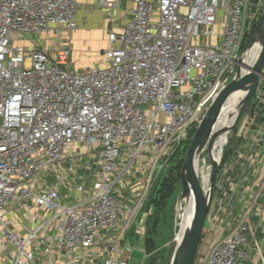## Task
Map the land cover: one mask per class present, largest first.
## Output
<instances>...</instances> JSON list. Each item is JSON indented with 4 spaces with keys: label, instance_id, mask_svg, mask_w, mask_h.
<instances>
[{
    "label": "built area",
    "instance_id": "1",
    "mask_svg": "<svg viewBox=\"0 0 264 264\" xmlns=\"http://www.w3.org/2000/svg\"><path fill=\"white\" fill-rule=\"evenodd\" d=\"M122 2L133 8L99 66L75 70L71 48L44 37L81 28L79 0H0V264H128L125 238L110 236L136 212L114 194L119 159L149 153L165 169L234 78L250 0H99ZM84 155L98 159L94 180L74 187L64 173ZM63 189L85 198L64 204ZM248 247L239 222L204 264H240Z\"/></svg>",
    "mask_w": 264,
    "mask_h": 264
},
{
    "label": "crops",
    "instance_id": "2",
    "mask_svg": "<svg viewBox=\"0 0 264 264\" xmlns=\"http://www.w3.org/2000/svg\"><path fill=\"white\" fill-rule=\"evenodd\" d=\"M79 3L76 21L84 30L85 47H88V51H95V54L98 53L95 35L99 36L102 31L108 30L109 38L111 31L124 26L129 18L128 11L133 8L128 2H122L114 9L100 7L99 0H79ZM263 4L264 0H255L254 3L250 0L248 16L264 11L261 8ZM65 31L67 29L63 28L58 34ZM54 33L45 37V44H52L49 40ZM87 41L94 43H91L93 46H88ZM101 43L102 41L98 49L103 48ZM231 140L223 163L224 151L220 157L214 194L205 221L203 238L198 246L196 264H204L211 245L217 240L227 238L239 222L246 224L249 240L248 257L240 264H264V79L261 80L251 107L241 119L238 131ZM132 158L131 153H123L119 159V181L116 186H120L115 189L114 194L135 207L136 212L130 220L121 218L110 236L125 238L124 261L130 264L133 254L138 251V254L143 256V264H146L149 258L146 249L148 229L154 211V199L163 174L161 175L158 169L159 162L155 164L151 154L143 153L135 160ZM64 164L60 168L65 170ZM64 174L66 180L71 176L66 170ZM54 180L51 175L49 184ZM68 182L70 181L67 180ZM63 195L65 203L66 197ZM84 198L82 196L79 201ZM106 259L93 257L86 264H105Z\"/></svg>",
    "mask_w": 264,
    "mask_h": 264
},
{
    "label": "water",
    "instance_id": "3",
    "mask_svg": "<svg viewBox=\"0 0 264 264\" xmlns=\"http://www.w3.org/2000/svg\"><path fill=\"white\" fill-rule=\"evenodd\" d=\"M256 45L259 46L256 62L251 69L250 76L245 79L243 78V71L246 66L245 58ZM240 56L241 59L237 61V68L233 74L234 78L220 90L211 102L210 107L206 110L204 117L198 125L187 152L181 171L182 193L179 207L192 199L194 203V216L185 250L177 260H172L171 264H193L213 198L216 176L220 166V157L224 147L228 146L231 142L232 137H229V135H236L239 123L251 107L260 82L264 79V11L256 28L248 36ZM228 77H230V74ZM232 101H237L238 111L231 115L232 123L228 126L219 127L220 117ZM222 137L224 141L218 145L220 157L216 161L213 158V150L216 142ZM206 151L209 152L211 157L212 171L209 176V187L207 190H204L201 188L199 170L202 156ZM176 239L177 234H175L174 238L173 251H175Z\"/></svg>",
    "mask_w": 264,
    "mask_h": 264
},
{
    "label": "rangeland",
    "instance_id": "4",
    "mask_svg": "<svg viewBox=\"0 0 264 264\" xmlns=\"http://www.w3.org/2000/svg\"><path fill=\"white\" fill-rule=\"evenodd\" d=\"M254 1L255 0H251V3H254ZM261 8L264 10V4L261 6ZM262 13L263 11H260L257 15H254V14H252V16L250 15L251 16L249 19L250 31H253V28L256 27V25L260 21ZM95 37H96L95 39H96L98 48H99V43L101 41L102 43L100 46L104 48V49L97 48L96 51L98 53L96 54H95V51L93 52L88 51L89 50L88 47L87 46L85 47L86 38L84 35V30L82 28H80L79 30H67L61 34H58L57 32H55L52 35V38L51 40H49V42H51L52 44H56V45L60 44L61 46L66 47V48L70 47L71 48L70 66L75 70H80V69H84V68L91 67V66L93 67L94 65L99 66V61L101 58L100 56L102 55L103 51L107 49L110 45L109 40H108V30L102 31L99 34V36L95 35ZM87 38H90V37L87 36ZM104 40H106L107 43H105ZM90 41H87L89 42L87 43L88 46H93L92 44L94 43ZM201 42L203 45L208 43L207 39L205 38H203ZM17 43L18 42H15V44ZM94 47H96V45ZM245 61H246V58H245ZM232 79L233 78L229 79V82L227 84H229L230 81H232ZM197 128H198V124H194L188 129L185 140L182 141L176 149L174 148L175 153H177V151H183L185 154V159H186L187 152L191 144V140L194 137ZM229 137H232V135L231 136L229 135ZM170 151H172V149ZM216 151H218V146L215 149V152ZM172 156H169L168 158L165 157L163 159L162 162L164 163L165 161V169L167 168V164L169 163ZM97 164H98L97 158L91 157L89 155H84L83 160L78 164L76 173L74 175H71L70 178H68L67 180L72 181L74 187L76 186L77 183H83L84 181H86L88 185L92 184L94 180L93 174L97 168ZM64 165L66 166L65 169H67L69 166L68 161ZM86 166H91V169H86ZM182 168H181V171H182ZM165 169L163 168L160 170L161 175L165 174ZM181 171H180V176H181ZM211 171H212L211 157H210L209 152L206 151L202 156L201 166L199 170L200 184H201V188L204 190H207L209 187V176H210ZM46 178H48V180L51 181L50 174L48 175L47 173ZM119 186H116L115 189H118ZM176 187H177V192L175 194L176 198L173 202L172 211L170 212L172 217H170V219H168L166 223L162 224V226H160V228L158 229L156 235L152 237V243L155 246V249H154V253H152V257L149 255V260L152 258L149 261V264H171L172 262V258L174 254L173 249H174L175 234H177L178 236V226H179L178 214L183 210V205L179 207V200H180V196L182 193L181 181L180 183L178 182L176 184ZM62 195L66 197V199H64V202H65L64 204H76L77 202H79V199H81L82 196L85 197V195L81 194L75 189L73 190L63 189L61 191V196ZM19 220L23 223H26V220H23L21 216ZM178 241H179V238H178ZM178 241H177V244H178ZM138 253L139 252L136 251L133 254V259L130 262V264H143V256ZM198 253L199 252L197 248V253L195 255L194 264H196L197 262ZM182 254L183 253H181V255ZM147 263L148 262H146V264Z\"/></svg>",
    "mask_w": 264,
    "mask_h": 264
},
{
    "label": "trees",
    "instance_id": "5",
    "mask_svg": "<svg viewBox=\"0 0 264 264\" xmlns=\"http://www.w3.org/2000/svg\"><path fill=\"white\" fill-rule=\"evenodd\" d=\"M255 28L256 27L253 28V31ZM253 31H251V33ZM231 142L228 146H225L223 150L224 157H223L222 163L224 162V159L226 158L227 151L231 145ZM182 152L183 151H177V153H175L172 156L169 163L167 164V168L165 169V174L162 177V180L160 182L159 188L157 189V193L154 199V211H153V214L150 220L148 236H147V241H146L147 253L151 257L155 249V246L152 243V237L156 235L160 226H162V224L166 223V221L170 219V217H172L170 212L172 211L173 202L176 198L175 196L177 192L176 184L178 182L180 183L181 181L180 171L185 161V154L184 152L183 153ZM202 238H203V234H202L201 240ZM201 240H200V243H201ZM150 260L148 258L147 264H149ZM193 264H194V261H193Z\"/></svg>",
    "mask_w": 264,
    "mask_h": 264
},
{
    "label": "bare ground",
    "instance_id": "6",
    "mask_svg": "<svg viewBox=\"0 0 264 264\" xmlns=\"http://www.w3.org/2000/svg\"><path fill=\"white\" fill-rule=\"evenodd\" d=\"M259 46L256 45L247 55L246 61H245V67L243 71V78H248L251 74V69L254 67L256 58L258 55ZM211 104V103H210ZM210 104L207 106L206 110L210 107ZM238 111V103L237 101H232L228 107L225 108L224 113L220 117L219 120V127L221 126H228L230 123H232L231 115L235 114ZM224 141V138L222 137L218 142L215 144L214 152H213V158L214 160H218L220 155L218 151L215 152L216 146L219 144H222ZM194 216V203L193 200L190 199L187 202L183 204V210L178 214L179 217V226H178V236L176 239V246L175 251L173 254L172 260H177L181 253L184 252L185 247L187 245L189 236H190V230H191V224L193 221ZM179 238V241H178ZM178 241V244H177Z\"/></svg>",
    "mask_w": 264,
    "mask_h": 264
}]
</instances>
